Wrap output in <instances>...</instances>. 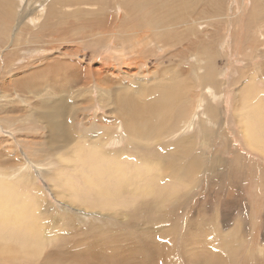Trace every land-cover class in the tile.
<instances>
[{
	"label": "rangeland",
	"instance_id": "rangeland-1",
	"mask_svg": "<svg viewBox=\"0 0 264 264\" xmlns=\"http://www.w3.org/2000/svg\"><path fill=\"white\" fill-rule=\"evenodd\" d=\"M25 1L13 0L9 8L0 5V10L6 9L7 13L4 12L5 15L0 11V16L2 15L0 44L7 42L9 30L7 32L5 28L10 29L8 27L14 22L9 14L13 17L16 8L17 11L26 8ZM50 1L47 0L49 3ZM231 1L235 12L240 6L246 8L250 5L249 1ZM69 2V8L74 9L76 5L72 3L75 0ZM108 3L109 1L105 4ZM116 3L119 8L113 5L112 10L108 5L107 15L119 17L123 6H130V2L125 0H118ZM162 3L163 0H153L151 9L155 12L161 10ZM208 3L202 1L201 5L208 8L210 6ZM11 5H16V8L10 7ZM35 5L43 8L41 1L36 2ZM201 5L193 11L194 15L199 12ZM22 12H26V9ZM61 12L63 13L57 12L47 16L42 28L28 30L35 36L29 35V37L25 34L24 40L20 38L21 42L23 41L21 46L18 44V47L15 45L12 47L15 51L18 49L16 51L18 53L13 52L14 55L8 53L6 58L11 56L9 59L12 58L13 62H17L15 60L17 58L18 64L25 61L24 65L28 62L37 63L36 67H39L40 63L32 59L44 54H55L56 51L39 50L40 52L34 53L36 50L33 49L41 43H44L43 46H48L49 44L46 43L54 42L55 38L58 39V34L61 38L63 35V38L68 37L69 40L71 36L68 29L72 32L73 28L76 30L74 37L79 36V38L75 37L76 43L66 42V39L65 41L62 39L64 42L61 45L59 41L54 42L58 47L56 49L71 48L72 50L66 56L61 54V58L58 59L74 62L76 63L74 66L82 64L90 68V65H95L99 70L95 73L96 76L89 78L72 76L75 81L72 82L75 85L72 87L75 89L66 86V79L64 82L53 79L57 76L55 74L57 72L54 76L49 72V79L48 73L45 77L43 75L42 79L39 73L40 80H43L41 82L37 80L38 76L37 78L27 75L22 78L23 83H18L17 86L16 82L5 83L8 84L6 94L13 92L9 93L11 96L16 95L19 88H28L37 81L39 84L38 82L36 84L43 87H41L42 91L44 88L48 91H46L48 94L45 95L43 91L38 96L28 93L33 95L28 103L21 102L18 98L15 100L14 96L11 101L9 98V101H6L8 105L15 106L11 111H7L6 108L3 110L1 108L3 106H0L3 110L0 113L3 115H0V125L4 128V130L0 129V181L3 186H7L8 182L14 186V193H10L14 196V202L18 190L29 196L30 203H33L32 199L37 200V208L35 205L34 208L38 215L41 214L39 217L42 232L48 236L42 237L40 230L37 231L39 235L33 233L32 238H37V242L39 238L41 240L36 244V250L41 252L38 258L34 255V258L28 260L27 254L20 255L19 248L29 243V240L24 243L25 239H28L26 237H29L28 230L18 231L13 228L14 225L11 224L12 228L10 225L4 226L0 220V253H2L0 264H17V262H21L20 264H111V262L112 264H148L151 259V264H193L196 260L188 257V254L194 252L202 255L205 264H241V261L245 264H264V153L246 145L240 129L243 112L236 111L234 107L235 94L245 85L252 93V99L257 102L259 112L264 116V73L263 76L262 74L254 76L251 82L249 80L251 77L246 73L240 82H236L237 70L245 71L247 67L238 40L233 44L231 30L234 27L230 21L221 17L204 24L203 27H198L201 30L196 29L197 32L190 30L191 41H196L202 32L210 29H214L218 40H221L218 52L211 51L204 55V51L202 59L210 57L211 60L205 65L207 66L205 70H208L203 74V69H195L191 65L193 61L190 57L191 48L190 45L186 46L189 44V36L184 35L179 38L174 34V30L171 31L172 29L168 30L167 34L155 30L156 47L145 42L146 38H142L141 42L145 47L143 50L140 51V46H137L134 48L136 51L131 52V55H126L130 51L126 50L122 57L117 53L116 47L121 43L128 45L129 42L125 39H116L110 34L116 30V26H110L103 34H100L102 27L94 28L93 32L98 33L100 42L87 47L84 44L86 41L80 40L84 34L79 35L84 33L85 29L77 32L81 28L83 30L88 27L92 15L89 16L86 12L87 16L81 14L79 18V15L73 17L74 15H67L63 10ZM226 12L227 7L224 5L222 14ZM95 15L99 16L97 13ZM8 16L10 21L7 19ZM154 18L159 19L156 13ZM124 19H126L123 21L124 25L120 26L123 29H127L132 21L144 25L140 11L130 20L128 16ZM235 20L237 23L238 16ZM56 21L62 25L59 29L53 24L57 23ZM1 33L2 36H7L6 40L2 39ZM161 35H173L181 44L172 46L167 53L163 49L158 50L162 48L159 39ZM135 38L136 36L132 35L130 40L134 41ZM213 41L208 39L206 42ZM76 45L82 48L79 50L80 53L76 52L74 48ZM242 46L245 47L244 44ZM194 52L195 50L192 53ZM21 55L28 60L22 61ZM135 57H140L144 62L138 61L132 65L133 60H136ZM252 59L250 67L262 65L264 72V58L255 56ZM31 60L34 62H30ZM129 61L131 63H128ZM3 63V57L0 55V67ZM100 68L110 70L105 71ZM204 75L209 79L207 80ZM13 76L9 75L12 78ZM63 76L65 78L64 73ZM33 78L35 80L32 83L30 80L33 81ZM97 79L101 85L98 88V85H95L98 83ZM223 79L227 82L225 85H222L223 82L215 83L216 80ZM81 81L86 82L87 86L89 84L92 93L84 90L86 86L81 85ZM43 82L49 83L40 84ZM51 83L52 85H49ZM4 85L0 83V95ZM170 85L179 91L181 98L175 103L168 96L170 104H167L160 101L158 95ZM206 86L219 90L224 96L211 100L210 103ZM112 87L117 91L115 94ZM80 92L86 93L87 96L81 98ZM41 94L44 95L40 97ZM198 96L203 98L204 109L209 107L210 122L205 121L203 106L199 105L195 108L199 115L194 119L193 126L186 128L184 120L188 115L184 111L189 109L190 113L187 111V114H191ZM186 99L189 100L190 105L185 103ZM53 105H59L61 108L52 111ZM112 108L123 116L127 112H133V120L138 131L130 128L127 133L128 130L126 131L123 124L119 121L116 123L114 113L111 114ZM8 113L9 119L3 121ZM250 117L254 119L259 115L254 114ZM255 128L258 134L261 133L257 135L263 139L264 144V130L261 132L258 131V127ZM63 129L67 131L66 137L61 135ZM6 132H11V136ZM102 137L107 142L103 141ZM100 152L104 156L103 159ZM23 162L25 164L20 167ZM100 166L103 169L100 170ZM120 182L122 187L118 184ZM3 186L2 190H5L3 192L7 195L5 197H9L7 191L11 187ZM100 192L104 194L101 196ZM20 198L21 194L18 193L17 201L21 200ZM4 201L12 202L9 199ZM52 219L57 221V224L51 231ZM14 230L18 231L17 234ZM146 230L149 231L148 234ZM22 231L27 233L26 237L23 236ZM88 242L93 244L87 245ZM150 244H154L155 248H150L151 254L149 257L146 256L147 259L143 250ZM124 246L126 249L128 246L132 247L127 252ZM141 246H144L143 249ZM24 249L27 251L26 247ZM128 253H130L129 259Z\"/></svg>",
	"mask_w": 264,
	"mask_h": 264
},
{
	"label": "bare ground",
	"instance_id": "bare-ground-1",
	"mask_svg": "<svg viewBox=\"0 0 264 264\" xmlns=\"http://www.w3.org/2000/svg\"><path fill=\"white\" fill-rule=\"evenodd\" d=\"M38 1H41L42 2L43 8L36 7L35 3L38 2ZM108 1H109V3L106 5L105 3L108 2ZM116 1H118V0H75V2H73L72 4L76 5V7L74 9H71V8H69V4H70L69 0H51L50 3L47 2V0H26L25 1V4L27 5V7L24 8L23 7L24 5L22 6L24 8L23 10L26 9V12H22L23 10L20 11V9H19V11H17L16 5H14V6L11 5L10 7L13 6L12 8H14V9L16 8V13H13V14H15L13 17L11 16V14H9L10 17H11V19L12 18L14 19L13 20L14 22L11 25L12 27L11 26L8 27L10 29H6L5 28V31L8 32V30H9V33L7 34L9 36V38L7 39V42L6 43H1L2 45L0 44V55L3 57V61H4L3 66L0 67V78L2 79V81L0 83L4 85L5 83L11 84V82L12 83L13 82H16V86H17L18 83H23L22 82V78L27 77V75L30 76V77L31 76L32 77H37L38 74L40 73L41 74V79H42L43 78L42 76L44 75V77H45V74L48 73V75H49L48 79H49L50 78L49 72H52L53 73V76H54V73L57 72V73H55L57 76H54L53 79H57V80L63 81V82L66 79L67 80V81H65V83H67L66 86L69 85V87L70 86L72 87L74 85L72 83L74 81V78H71V77L74 76V75H76L78 77L81 76V77H87V78H89V77H91L93 75L96 76L95 73L98 72L99 68L97 69L95 67V65H90L91 66L90 68L87 67V65L86 66H83L82 64L81 65L80 64H77V66H74L76 64L74 62H70V61H67L66 62L64 60L58 59V58H61L60 57L61 54H63V56H66L69 53H71L72 50H71V48L70 49H66V50L56 49L58 47L55 45L54 42L59 41V45H61L62 42H64L65 39H66V42L76 43V40H77L76 38H79V36H75L76 38L74 37V35H76V33H75L76 30L73 29V28H72V30H73L72 32H70L71 30L68 29V33H70V36H71V38L69 40H67L68 37L67 38H63V36H64L63 35L62 38H61L60 36H58L59 35L58 34L57 35V38L58 39L55 38V41L54 42L46 43V44H49L48 46H43L44 43H41V44H39V46H37L35 48L33 47L34 49L31 48V49H33V51L36 50V51H34V53L35 52H38L39 50H41L42 52L43 51H53V50L56 51L55 54H52V53H50V54H44V55L38 56V58L35 57L34 59H32V60L37 61L38 63H40V66L39 67H36L38 65L37 63L36 64H33V63L31 64V63L28 62L27 64L24 65L25 61H23V60H28V59L22 57V55H21V57L23 58L22 59L23 62L22 63H19V64H18V61L19 60L17 58L15 59L14 56H13V58L17 62H13L12 61V58L9 59L11 56H9V58H6L8 56L7 55L8 53L13 54V52L15 53L18 50V49H16V51H15L12 48L14 45H15V47L16 46L18 47V44H20L19 46H21V43L23 41L21 42L20 38H23V40H24V37H25L24 35L25 34H26V36L27 35L28 36L29 35H34L33 33L28 32V30L36 29V28H39V27L42 28L44 26L43 23H45L44 19L47 18V16H50V14L57 13V12H60L62 14L63 13V12H61L62 10L67 15L68 14L71 15V16L74 15L73 17H76V15H79V18H81L80 17L81 14H85L87 16L88 15L87 13H89V16L92 15V20L89 22L90 24L88 25V27L87 28H83V30H81L82 29L81 28L80 31L77 32V33H79L81 31H84V29H85L84 33L82 32L79 35L84 34V36L82 35L83 37L80 40L86 41V42H84V44L87 47L92 46V45H95V44H98L100 42V39L101 38L98 37V33L97 32H93V29L94 28H100V27H102V30L100 31V34H103L108 28H110V26H116V30L112 31L110 34H112L113 36H115L116 39H125L126 41L129 42L128 45H123L121 43V44H119L118 47H116V48H118L117 49V53L120 56H122V57H123L124 53L126 52V50H130L129 52L126 53V55H131V52H135L136 51L134 48L137 47V46H140V51L143 50L145 47H144L143 43L141 42V39L142 38H146L145 42H147L148 44L151 43V44H153L156 47L157 46V42L155 41V36H156V34H154L155 30H158V31H160V32H162V33L165 34L168 30L170 31L172 29L171 31L174 30L175 31L174 34H176L179 38H180V36L186 35V36H189V40H190L192 38L190 36V34H189V32H190L191 29L196 31V29H198V27H203L204 24H208V22H210V21L218 20L219 18L224 17L225 19H227V21L229 20L230 23H231V25H233V27H234L231 30V33H232V41H233V44H236L237 43V40H238L239 45H240V47L242 49L241 50V54H242V57H243V61L245 62V66L247 67V69L245 71H238L237 70V74H238L237 79H238V81H236V82H240L242 80V77L246 73L249 75L248 77H251V78H249L250 82L254 79V76H256L258 74L264 73V72H262L263 71L262 65H259L258 64L255 68H251L250 67L251 64H252V62H253V59L252 58H254L255 56H261L262 59L264 58V0H243L244 2L249 1V4L250 5H248L246 8H243V7L240 6L237 12H235L234 11V8L231 6V2H232L231 0H229V1L228 0H163V3H162V6L163 7H162V9L161 10H156V12H155V10L151 9V3H152L153 0H125L127 2H130V6L129 7L123 6L121 16L116 17V16H114L112 14L113 15V17H112V16H110L111 14L110 15H107L109 13V12H107V6L108 5H109L110 9H112V10H113V8H112L113 5H115V8L116 7L119 8V5L116 3ZM202 1H208L210 3V6L208 8H205L204 5H201L202 4ZM11 3L13 4V0H0V5L3 4L7 8H9V5ZM20 4H22V3H20ZM20 4H18V5L20 6ZM240 4H241V2H240ZM3 5H2V7H3ZM200 5H201V7L199 9V12H197L194 15L193 14V11L198 6H200ZM224 5L227 7V12L225 14H222V6H224ZM12 8H11V10L14 11V9H12ZM89 10H90V12L92 14H90ZM0 11H3V14L6 13L5 12L6 9H5V11L3 9L0 10ZM55 11H57V12H55ZM139 11L141 12V16L143 18V23H144L143 26L140 25L139 23L135 22V21H132V24L129 27H127V29L120 28V26H123L124 25V22L123 21L126 20V19H124L125 16H128L129 17V20H130L131 17L135 13H138ZM96 13L99 14V16L98 15H95ZM155 13L158 15L159 19L158 18H154ZM71 16H69V17H71ZM236 16H238L237 23H236V20H235L236 19ZM10 17L7 18V19H9V21H10ZM117 18H119V21H117ZM75 19H77V18H75ZM56 22L57 23H53V24H55V28H58L59 29L60 27H62V25H60V23H58V21H56ZM168 23H170V24H168ZM183 25L185 26V28H184ZM49 27H50V25H49ZM77 27H79V26H77ZM12 28H13V30H12ZM2 29H4V28H2ZM77 30H79V28H77ZM198 30H201V29H198ZM236 30H238L239 32H237ZM38 31H40V30L38 29ZM49 32L50 31H48V33ZM2 33H5V32H2ZM2 33H1V36H2ZM54 35H56V34L54 33ZM132 35H133V37H134V35L136 36V38H135L134 41H131L130 40V38L132 37ZM195 37H196V35L194 36V38ZM6 38H7V36H2V39L3 40L4 39L6 40ZM159 39L161 40V47L162 48H159L158 50H162L163 49V51L165 53H167V51L172 46H176L178 44H181V42H179L180 40L179 39H176L173 35H171V36H168V35L162 36L161 35V36H159ZM183 39H185V38L183 37ZM208 39H211V41H213V40H215V41L207 43L206 41H208ZM0 40H1V38H0ZM25 40H27V39L25 38ZM189 40H188V43L189 44L186 43L187 44L186 46L188 47V45H190L189 48H191L190 57H192V59H193V61L191 62V65L195 69H203V74H204L208 70V69L205 70V67H207L205 65H207L208 62L211 59H210V57L207 58V59H202V55H203L204 51H205L204 55L208 54L211 51L218 52L219 51L218 47L221 45V40H218V36H217V34H216V32H215L214 29H210V31L202 32V34L200 35V37H197L196 41H191V40L189 41ZM204 42H206V48H204L205 47V43ZM14 43H16V44H14ZM36 43L38 44L40 42H36ZM243 44L245 45V47L242 46ZM186 46H184V47H186ZM11 48L13 50L10 52ZM20 48H19V51H20ZM74 48H75L76 52L78 51V53H80L79 50L82 49V48L80 49L77 45ZM225 49H227V46L225 47ZM193 50H195L194 53H192ZM21 51H23V50H21ZM59 51L62 52V53H59ZM16 53H18V52H16ZM83 55H84V53H83ZM17 57H18V55H17ZM135 58H136V60H133L132 63H131V61H129L128 63H131L133 65V63H135V62L137 63L138 61L144 62L140 57H135ZM117 59H119V58H117ZM32 60L30 62H34ZM61 61H64L65 63L64 62H61ZM76 61H77V59H76ZM120 61H121V59H120ZM100 67H102V66H100ZM105 67L103 66V68H105ZM1 68H2V70H1ZM103 68H100V69L102 70ZM103 70L106 71V70H108V68L107 69H103ZM209 71H212V70H209ZM113 72H114V70H113ZM63 73L65 75V78L63 76ZM10 74L14 75L13 78L12 77H9ZM204 76H205V78L207 80L209 79V77L207 75H204ZM209 76H210V74H209ZM262 76H263V74H262ZM38 77H37L38 78L37 80L39 82L43 81V80H40V76H38ZM78 77H77V79H78ZM98 77L102 78V76H100V75H98ZM238 77H240L241 79L238 78ZM44 79H46V78H44ZM90 79L92 81V78H90ZM34 80L35 79L33 78V81L32 80H30V81L33 83ZM45 81H47V80H44V82ZM93 81H94V79H93ZM97 81H98V83L95 84V85H98L97 86V88H98L101 85L99 84L100 82H99L98 79H97ZM31 82H29V83L31 84ZM39 82H38V84H39ZM44 82L43 83H40V84H46L47 85L50 81L48 83L47 82L44 83ZM216 82H219V83L223 82L222 85H225L227 83L225 79H223V80H216L215 83ZM36 83H33V85L31 84L30 86L28 85L29 86L28 88H25L24 87L25 89H20V88H19V90L17 89L18 91H17L16 95H13L14 98H15V100H16V98H18V99H20L21 102L28 103V101L32 98L33 95L34 96H38V94L41 93V92H43V91H44L45 95L48 94L47 93L48 91L46 90L47 88H44V90L42 91V88L43 87L41 85L36 84ZM58 83H56V85ZM8 84H5L3 86V88H2V90H1L0 98L1 97L2 98L0 100V103H2L4 105L0 104V106H3V107H1L3 110L6 108V109H8L7 111H11V110H14L15 109V106H13V105L10 106L6 102V101H9V98H10V101L12 100L11 98H13V96H11V94L13 92H8V94H6L7 92L5 90H8L7 89ZM49 85H52V83L49 84ZM81 85H84V87L86 86V88L84 90L87 91V93L88 92H91L92 93V89H91V87H89V84L87 86L86 82H82L81 81ZM92 85H93V83H92ZM43 86L44 87H47L45 85H43ZM53 86H55V85H53ZM64 86H65V84H64ZM93 87H94V85H93ZM142 87H145V86L142 85ZM206 87H208L207 98H209L210 103H211V100H216V99L222 98L224 96V93L219 92V90L216 91V89H214L211 86H206ZM72 88H74V87H72ZM111 89H113V87ZM48 90H49V86H48ZM113 90H114V94H115L117 91H116L115 88ZM71 92H72V94L74 93L73 90H71ZM75 92H77V90ZM9 93H11V94H9ZM28 93H32L33 95H29ZM201 94H202V92H201ZM42 95H44V94H41L40 97H42ZM85 95H86V93L85 94H82L80 97L81 98H84ZM76 96H78V95H76ZM90 96L91 95H89V97ZM168 96L171 98V101H174L175 103L181 98V94L179 93V91L174 86H172V85H170L168 87H165L163 90H161V92L158 95V98H159L160 101L165 102L167 104H170L169 103V100L167 99ZM203 96H204V93H203ZM235 99H236V102H237V103L235 102L236 104L234 103L235 110L236 111H239V112H241V111L243 112V113H241L242 117H241L240 129H241V132L243 134V138H244V141H245L246 145H248L250 147H253L254 149H257V150L261 151L262 153H264V144L262 142L263 139L260 138V136H258L261 133L259 132V134H258L257 133V130L255 128V126L258 127L257 128L258 131H261V132H263V130H264V127H261V125H260V124H262V126L264 125V116L262 115L261 112H259L258 106H256L257 105V102L252 99V93L249 92V90L246 88L245 85H243V87H241L240 90L238 89V91L235 94ZM185 103L190 105V102H189L188 99L185 100ZM194 103H195L193 105L194 108L192 109L191 114H187V111H188V113H190L189 112V109L186 110V111H184L185 114L188 115V116H186L187 118L184 120V122L186 123V126H185L186 128H189V127L193 126L192 124L195 121L194 119L196 117H198V115H199L198 112H197V110H195V108L197 106H199V105H202L203 106V104H202L203 103V98H201L200 96H198L197 99H196V101ZM119 104H121V103H119ZM14 105H16V103ZM113 105H114V102H113ZM121 106H122V104H121ZM52 107H53L52 108V111H57L59 109V107L61 108V106H59V105L58 106L53 105ZM1 108H0V113H2V111H3V110H1ZM114 108H116V107L114 106ZM114 108L111 109V114L113 115V113H114L113 116H115V119L117 120L116 123L119 121L121 124H123L124 128H126V131L128 129H130V128L131 129L135 128L133 130L138 131L136 129V123L133 120V117H134L133 112H127L126 114H124V116L126 118L125 119L124 116H123V114L117 113L118 111L116 112L114 110ZM208 108L209 107H206L204 109V106H203L202 112L206 116L205 117V121L210 122V117H209V114H208ZM235 110H234V113H235ZM252 111H254L255 113L252 112ZM9 113L5 115V117L3 118V121H7L9 119ZM253 113L259 115V117L258 118L251 119L250 116L254 115ZM3 114H4V112H3ZM48 114H51V113H48ZM0 115H2V114H0ZM10 118L13 120L12 117H10ZM102 120H103V118H102ZM98 125H100V124H98ZM1 128H3V127L0 125V129ZM3 130H4V128H3ZM144 130H146V129H144ZM148 130H150V128ZM6 133H8V132H6ZM127 133H129V130H128ZM142 133L144 134L145 132H142ZM8 134H9V136H11V132H9ZM138 134H139V132H138ZM146 134H147V132H146ZM61 135L64 136V137H66L67 136V131L65 129H63L61 131ZM143 136L146 137L145 135H143ZM104 137H106V136H104ZM102 139H103V137H102ZM102 139H100V140H102ZM104 140L105 139H103V141ZM105 141L107 142V140H105ZM103 143H105V142H103ZM103 143H102V146H104ZM96 145H98V144L96 143ZM98 147H97V149H98ZM99 149H100V147H99ZM100 151H102V149H100ZM95 152H96V150H95ZM100 155H101V152H100ZM103 157L104 156H102V158L101 157L100 158L103 159ZM107 157H108V154H107ZM107 157H105V158H107ZM6 163L8 164V162H6ZM23 164H25V162H23L19 166L21 167ZM99 169L101 170V169H103V167L101 168V166H100ZM116 170H118V169H116ZM101 173H102V171H101ZM118 184H121V182L118 183ZM3 185L4 184H2V182L0 181V212H1L0 213V216H1V219L0 220L4 224V226L10 225L11 228H12V225H14L13 228L16 229V230H18V231L28 230L29 237H26L25 235L27 233H24L22 231L23 234H24L23 236H25L26 238H28V239H25L24 238L25 239V242L24 243L26 244L27 243V240H29L28 241L29 243H27L26 245H21L19 247L21 249L20 255L27 254L29 256V259L28 260L32 259V257L34 255L38 258V256H39V254H40L41 251L36 250V247H37L36 244H39V242L41 240H40V238L38 236L40 233H38L37 231L40 230L41 233H42L40 235H42V237H44V238L47 237L48 235H46L45 232H42L43 228H41V221H40V217H39L41 214L39 213L40 215H38V213L36 212V210L34 208V205L37 208V205H36L37 204V202H36L37 200L32 199L33 200V203H30L28 201L29 196L27 197V195H25L23 192H21L20 190H18L20 192L17 191V195H18V193L21 194V198H20L21 200L18 199V201H17V195L15 194V196H16L15 197L16 198V202H14L15 199H14V196L12 195L14 193V191H15L14 190V186L11 185V182H8V185L7 186H3ZM2 186L3 187H6V188L7 187L8 188L11 187L12 190L11 189H8V191H7V193H9V195H10L9 197H5L7 195L4 194L5 190H2ZM121 187H122V184H121ZM10 193H12V194H10ZM100 194L102 196V194H104V193L100 192ZM18 197H20V196H18ZM104 197L106 198V196H104ZM4 199H9L11 201L13 199L14 200L11 203H8V202H5ZM55 219H56V217H55ZM11 221H14V222H11ZM7 223H10V224H7ZM55 224H57V221H55L54 219H52V222H50V226H51L50 230L51 231L53 230ZM7 228H9V227H7ZM16 230H14V233L17 234L18 231H16ZM148 232L149 231H147V234H148ZM10 233H12V232H10ZM33 233L34 234L38 233V235H35V236H37L39 238L38 239L39 242H37V238L36 239L35 238H32ZM11 235H12L11 237L14 238L13 234H11ZM16 237H19V236H16ZM20 237H21V235H20ZM148 237H150V235H148ZM197 239H198V237H197ZM18 240H19V238H18ZM85 240H87V239H85ZM21 241H24V240H21ZM91 244H93V242L92 243L90 242V244L88 242L87 245H91ZM125 245L127 246V244H125ZM92 246H94V245H92ZM25 247L27 248V251H25V249H24ZM131 247L132 246H130V248ZM141 247L143 249L144 246H141ZM86 248H89V247H86ZM130 248L128 246V248L126 249L125 246H124V249H126L127 252H128V249H130ZM150 248H155L154 244H150L149 247L147 246L146 248H144L143 253L145 254V257L146 256L149 257V254H151ZM89 250L90 249H88V251ZM114 250L115 249H113V251ZM128 254H129V257H128V259H129L130 258V253H128ZM0 255H2V253H0ZM30 256H31V258H30ZM51 256H52V254H51ZM78 256H79V254H78ZM139 256L141 257V255H139ZM150 256L152 257V255H150ZM188 257L194 258L196 260V263L197 264H205V261H204V258L202 257V255H200V254H198L196 252L191 253V255L188 254ZM97 258H95L96 261H98ZM131 258H133V256ZM98 259H100V258H98ZM136 259H137V257H136ZM147 259H145V260H147ZM113 260H114V257H113ZM149 261L150 262H147V263L148 264H151L152 259L149 260ZM20 263L21 262H17V264H20ZM196 263L193 262V264H196ZM111 264H112V262H111ZM241 264H245V262L244 261H241Z\"/></svg>",
	"mask_w": 264,
	"mask_h": 264
}]
</instances>
